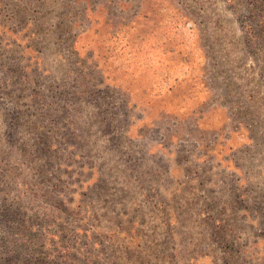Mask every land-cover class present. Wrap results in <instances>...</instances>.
I'll return each instance as SVG.
<instances>
[{
    "label": "rangeland",
    "instance_id": "1",
    "mask_svg": "<svg viewBox=\"0 0 264 264\" xmlns=\"http://www.w3.org/2000/svg\"><path fill=\"white\" fill-rule=\"evenodd\" d=\"M0 264H264V0H0Z\"/></svg>",
    "mask_w": 264,
    "mask_h": 264
}]
</instances>
